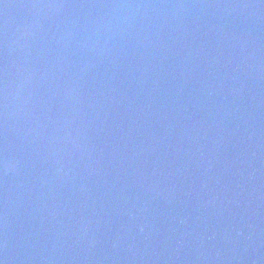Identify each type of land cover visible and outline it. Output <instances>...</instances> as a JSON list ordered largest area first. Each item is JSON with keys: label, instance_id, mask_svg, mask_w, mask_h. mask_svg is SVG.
Wrapping results in <instances>:
<instances>
[{"label": "water", "instance_id": "1", "mask_svg": "<svg viewBox=\"0 0 264 264\" xmlns=\"http://www.w3.org/2000/svg\"><path fill=\"white\" fill-rule=\"evenodd\" d=\"M0 259L264 264V0H0Z\"/></svg>", "mask_w": 264, "mask_h": 264}, {"label": "clouds", "instance_id": "2", "mask_svg": "<svg viewBox=\"0 0 264 264\" xmlns=\"http://www.w3.org/2000/svg\"><path fill=\"white\" fill-rule=\"evenodd\" d=\"M12 169L9 168L7 165H6V171H11Z\"/></svg>", "mask_w": 264, "mask_h": 264}, {"label": "snow or ice", "instance_id": "3", "mask_svg": "<svg viewBox=\"0 0 264 264\" xmlns=\"http://www.w3.org/2000/svg\"><path fill=\"white\" fill-rule=\"evenodd\" d=\"M0 264H4V261H3V259H0Z\"/></svg>", "mask_w": 264, "mask_h": 264}]
</instances>
